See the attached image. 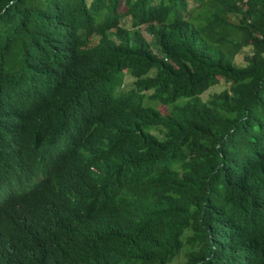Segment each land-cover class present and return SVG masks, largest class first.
I'll list each match as a JSON object with an SVG mask.
<instances>
[{"label": "trees", "instance_id": "trees-1", "mask_svg": "<svg viewBox=\"0 0 264 264\" xmlns=\"http://www.w3.org/2000/svg\"><path fill=\"white\" fill-rule=\"evenodd\" d=\"M2 185L0 264H264V0H0Z\"/></svg>", "mask_w": 264, "mask_h": 264}, {"label": "clouds", "instance_id": "clouds-1", "mask_svg": "<svg viewBox=\"0 0 264 264\" xmlns=\"http://www.w3.org/2000/svg\"><path fill=\"white\" fill-rule=\"evenodd\" d=\"M6 153L9 156V159L12 162H14L15 164H18V165H22L23 166V161H22L23 160V149L20 147L19 144L13 142L10 145H8ZM21 183L23 184V178L21 180ZM24 187L28 189V186L23 185L22 188L24 189ZM4 188H5V186L2 185L0 187V192H2L4 190ZM3 197H4V195L2 196V198Z\"/></svg>", "mask_w": 264, "mask_h": 264}, {"label": "rangeland", "instance_id": "rangeland-1", "mask_svg": "<svg viewBox=\"0 0 264 264\" xmlns=\"http://www.w3.org/2000/svg\"><path fill=\"white\" fill-rule=\"evenodd\" d=\"M236 63L238 65H244L243 59H242V55H238L235 59ZM132 81L129 77H126L124 79V84L122 86L123 90H129L131 88ZM226 85H224L223 83H220L217 86H213L212 88H210V90L208 92H219L220 90H222L223 88H225ZM207 95V92L202 96V98H205Z\"/></svg>", "mask_w": 264, "mask_h": 264}]
</instances>
